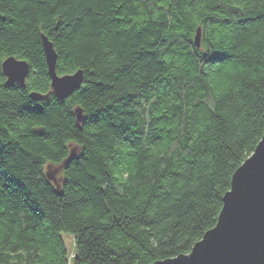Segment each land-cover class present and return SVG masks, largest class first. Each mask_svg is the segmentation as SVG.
Returning <instances> with one entry per match:
<instances>
[{
    "label": "trees",
    "instance_id": "obj_1",
    "mask_svg": "<svg viewBox=\"0 0 264 264\" xmlns=\"http://www.w3.org/2000/svg\"><path fill=\"white\" fill-rule=\"evenodd\" d=\"M42 33L58 73L83 70L64 99L30 95L51 88ZM263 132L264 0H0V264L188 253Z\"/></svg>",
    "mask_w": 264,
    "mask_h": 264
},
{
    "label": "water",
    "instance_id": "obj_2",
    "mask_svg": "<svg viewBox=\"0 0 264 264\" xmlns=\"http://www.w3.org/2000/svg\"><path fill=\"white\" fill-rule=\"evenodd\" d=\"M201 26L196 28L194 43L200 46ZM41 41L50 91H31L35 100L53 93L60 99L69 96L83 79L81 68L60 74L56 71L57 53L53 42L44 33ZM7 84H25L29 63L9 55L1 64ZM74 113L80 123L83 112L80 106ZM151 264H264V132L254 151L235 169L231 185L222 197L215 225L206 230L188 253L156 260Z\"/></svg>",
    "mask_w": 264,
    "mask_h": 264
},
{
    "label": "rangeland",
    "instance_id": "obj_3",
    "mask_svg": "<svg viewBox=\"0 0 264 264\" xmlns=\"http://www.w3.org/2000/svg\"><path fill=\"white\" fill-rule=\"evenodd\" d=\"M74 147V145H73ZM46 173L47 176L55 182V185L60 188L61 183L63 180V172L60 164H55V163H48L46 166ZM61 236L63 238L64 244L66 249L69 251V256L71 257L74 252V242H73V237L69 233H61Z\"/></svg>",
    "mask_w": 264,
    "mask_h": 264
}]
</instances>
